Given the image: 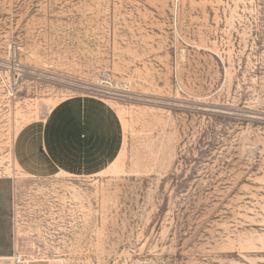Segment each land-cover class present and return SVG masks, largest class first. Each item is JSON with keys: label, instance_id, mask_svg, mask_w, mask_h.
<instances>
[{"label": "rangeland", "instance_id": "rangeland-1", "mask_svg": "<svg viewBox=\"0 0 264 264\" xmlns=\"http://www.w3.org/2000/svg\"><path fill=\"white\" fill-rule=\"evenodd\" d=\"M79 95L119 115L115 168L23 174L20 129ZM2 175L31 259L264 264V0H0Z\"/></svg>", "mask_w": 264, "mask_h": 264}, {"label": "crops", "instance_id": "crops-1", "mask_svg": "<svg viewBox=\"0 0 264 264\" xmlns=\"http://www.w3.org/2000/svg\"><path fill=\"white\" fill-rule=\"evenodd\" d=\"M122 145L123 126L115 108L104 99L79 95L60 101L44 120L21 128L13 157L30 178H92L117 160ZM12 200L11 180L0 177V264H14L15 256L28 255L29 250L55 249L38 241L25 243V226L15 234ZM52 263L57 261L41 256L30 264Z\"/></svg>", "mask_w": 264, "mask_h": 264}, {"label": "built area", "instance_id": "built-area-1", "mask_svg": "<svg viewBox=\"0 0 264 264\" xmlns=\"http://www.w3.org/2000/svg\"><path fill=\"white\" fill-rule=\"evenodd\" d=\"M2 177H6L2 175ZM33 261L29 255H17L13 259L14 264H30Z\"/></svg>", "mask_w": 264, "mask_h": 264}, {"label": "bare ground", "instance_id": "bare-ground-1", "mask_svg": "<svg viewBox=\"0 0 264 264\" xmlns=\"http://www.w3.org/2000/svg\"><path fill=\"white\" fill-rule=\"evenodd\" d=\"M117 161V160H116ZM116 166V162H114V164H112L108 169H111V168H115ZM107 171V170H106Z\"/></svg>", "mask_w": 264, "mask_h": 264}]
</instances>
